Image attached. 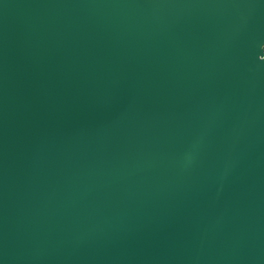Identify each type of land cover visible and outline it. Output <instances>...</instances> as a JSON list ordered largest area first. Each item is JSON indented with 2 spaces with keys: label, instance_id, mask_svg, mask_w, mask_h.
<instances>
[{
  "label": "water",
  "instance_id": "1",
  "mask_svg": "<svg viewBox=\"0 0 264 264\" xmlns=\"http://www.w3.org/2000/svg\"><path fill=\"white\" fill-rule=\"evenodd\" d=\"M0 264H264V0H0Z\"/></svg>",
  "mask_w": 264,
  "mask_h": 264
}]
</instances>
